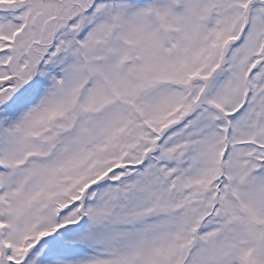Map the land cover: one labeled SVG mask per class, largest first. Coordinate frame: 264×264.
Listing matches in <instances>:
<instances>
[{"label": "snow or ice", "instance_id": "snow-or-ice-1", "mask_svg": "<svg viewBox=\"0 0 264 264\" xmlns=\"http://www.w3.org/2000/svg\"><path fill=\"white\" fill-rule=\"evenodd\" d=\"M0 264H264V0H0Z\"/></svg>", "mask_w": 264, "mask_h": 264}]
</instances>
